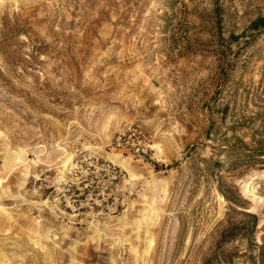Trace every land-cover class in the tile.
Here are the masks:
<instances>
[{
    "label": "rangeland",
    "instance_id": "obj_1",
    "mask_svg": "<svg viewBox=\"0 0 264 264\" xmlns=\"http://www.w3.org/2000/svg\"><path fill=\"white\" fill-rule=\"evenodd\" d=\"M259 16L264 0H0V264H201L227 190L261 243ZM135 125L142 155L120 138Z\"/></svg>",
    "mask_w": 264,
    "mask_h": 264
},
{
    "label": "trees",
    "instance_id": "obj_2",
    "mask_svg": "<svg viewBox=\"0 0 264 264\" xmlns=\"http://www.w3.org/2000/svg\"><path fill=\"white\" fill-rule=\"evenodd\" d=\"M262 28L264 16H259L250 23L248 29L259 31ZM242 35L231 34V37L236 41ZM250 156L263 157L258 159L264 160V138ZM153 163L157 168L164 166ZM215 164L220 165L218 161ZM222 193L229 202V207L217 228L218 239L210 252L204 256L201 264H264V233L261 243L256 241L255 236L259 224L258 215L250 211L249 201L243 199L240 194L235 196V191L231 190Z\"/></svg>",
    "mask_w": 264,
    "mask_h": 264
},
{
    "label": "built area",
    "instance_id": "obj_3",
    "mask_svg": "<svg viewBox=\"0 0 264 264\" xmlns=\"http://www.w3.org/2000/svg\"><path fill=\"white\" fill-rule=\"evenodd\" d=\"M120 138L130 144V148L133 152L140 155L146 152V147L148 145L147 136L140 125L131 126L128 130L121 132Z\"/></svg>",
    "mask_w": 264,
    "mask_h": 264
}]
</instances>
